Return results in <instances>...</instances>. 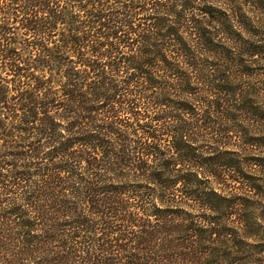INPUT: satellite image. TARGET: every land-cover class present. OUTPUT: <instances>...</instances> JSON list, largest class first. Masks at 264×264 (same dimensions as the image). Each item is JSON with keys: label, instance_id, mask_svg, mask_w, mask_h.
I'll list each match as a JSON object with an SVG mask.
<instances>
[{"label": "trees", "instance_id": "1", "mask_svg": "<svg viewBox=\"0 0 264 264\" xmlns=\"http://www.w3.org/2000/svg\"><path fill=\"white\" fill-rule=\"evenodd\" d=\"M250 113L264 0H0V264H264Z\"/></svg>", "mask_w": 264, "mask_h": 264}, {"label": "rangeland", "instance_id": "2", "mask_svg": "<svg viewBox=\"0 0 264 264\" xmlns=\"http://www.w3.org/2000/svg\"><path fill=\"white\" fill-rule=\"evenodd\" d=\"M260 64L259 63H255V65H252V67H250L248 70H253V72H257V70L259 69ZM247 72V71H245ZM241 74V73H240ZM254 80H249V82H253ZM249 119V124L254 125L255 128H257V130H261L260 132H264V120L260 119L258 116H256L253 113H250V115L248 116ZM240 142L238 141H234L233 144L231 145L233 148H239L240 146ZM246 150L242 151V152H246V153H255V152H263L262 149H259V147L257 148H251L250 146H245ZM260 150V151H259Z\"/></svg>", "mask_w": 264, "mask_h": 264}]
</instances>
